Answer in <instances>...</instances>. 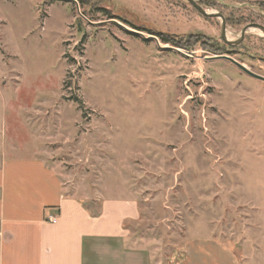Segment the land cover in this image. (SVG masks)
<instances>
[{"label":"rangeland","instance_id":"obj_1","mask_svg":"<svg viewBox=\"0 0 264 264\" xmlns=\"http://www.w3.org/2000/svg\"><path fill=\"white\" fill-rule=\"evenodd\" d=\"M193 1L211 15L187 0H0V146L43 160L93 212L135 200L126 245L150 264L193 239L264 264V81L210 58L264 76V34L239 41L264 27V0Z\"/></svg>","mask_w":264,"mask_h":264},{"label":"crops","instance_id":"obj_2","mask_svg":"<svg viewBox=\"0 0 264 264\" xmlns=\"http://www.w3.org/2000/svg\"><path fill=\"white\" fill-rule=\"evenodd\" d=\"M138 214L131 199L102 200L93 212L64 194L43 160L0 146V264H150L126 245L124 225ZM176 264L241 262L219 241L193 239Z\"/></svg>","mask_w":264,"mask_h":264},{"label":"water","instance_id":"obj_3","mask_svg":"<svg viewBox=\"0 0 264 264\" xmlns=\"http://www.w3.org/2000/svg\"><path fill=\"white\" fill-rule=\"evenodd\" d=\"M189 3H191L201 14L203 15H211L209 13H207L204 9H202L197 3H195L193 0H187ZM250 28H254V29H258L260 30L263 34H264V27L260 24H257V23H251V24H248L246 26H244L241 31H240V39L239 41L242 40L245 32L250 29ZM220 36L221 38L223 39V42L228 44V45H234L236 44L237 42H231V41H228L226 39V36H225V23L224 21L222 20V25H221V31H220ZM210 58H219V59H227L229 60L230 62H232L234 65H236L239 69H241L242 71H244L245 73H247L248 75H250L251 77L253 78H256L258 80H261V81H264V76H261L259 74H256L254 72H251L250 70H248L246 67H244L241 63H239L238 61H236L235 59L231 58L230 56L228 55H215L213 57H210Z\"/></svg>","mask_w":264,"mask_h":264},{"label":"trees","instance_id":"obj_4","mask_svg":"<svg viewBox=\"0 0 264 264\" xmlns=\"http://www.w3.org/2000/svg\"><path fill=\"white\" fill-rule=\"evenodd\" d=\"M164 40H167V39H164ZM167 41H168V40H167ZM175 46L178 47L177 43H175ZM208 48H210V47H208ZM211 51L214 52V53H222V52H221V49H215V48H213V47H211Z\"/></svg>","mask_w":264,"mask_h":264},{"label":"built area","instance_id":"obj_5","mask_svg":"<svg viewBox=\"0 0 264 264\" xmlns=\"http://www.w3.org/2000/svg\"><path fill=\"white\" fill-rule=\"evenodd\" d=\"M50 220H51L52 222H54V221H55V219H54V218H51Z\"/></svg>","mask_w":264,"mask_h":264},{"label":"bare ground","instance_id":"obj_6","mask_svg":"<svg viewBox=\"0 0 264 264\" xmlns=\"http://www.w3.org/2000/svg\"><path fill=\"white\" fill-rule=\"evenodd\" d=\"M255 30L259 31L258 29H255ZM261 33H262V32H261Z\"/></svg>","mask_w":264,"mask_h":264}]
</instances>
